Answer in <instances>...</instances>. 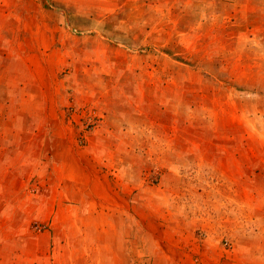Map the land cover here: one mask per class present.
Returning <instances> with one entry per match:
<instances>
[{
  "label": "rangeland",
  "instance_id": "374dc122",
  "mask_svg": "<svg viewBox=\"0 0 264 264\" xmlns=\"http://www.w3.org/2000/svg\"><path fill=\"white\" fill-rule=\"evenodd\" d=\"M256 230L264 0H0V248L222 264Z\"/></svg>",
  "mask_w": 264,
  "mask_h": 264
},
{
  "label": "crops",
  "instance_id": "0c3cea01",
  "mask_svg": "<svg viewBox=\"0 0 264 264\" xmlns=\"http://www.w3.org/2000/svg\"><path fill=\"white\" fill-rule=\"evenodd\" d=\"M65 233V232H64ZM57 233L54 232L48 233V236H46V239L48 241L49 247H47V244L41 243L39 244L38 237L36 239V246L35 248L31 247V254L29 256L25 255L18 250L19 245L18 244H6L3 247L10 246L12 248L13 252L18 251V256H12L8 257L6 255V251H4L1 247L0 248V264H78L77 261L72 260L70 255L67 256L68 253L72 250L74 247V244L70 241L64 242V238L58 239L59 236H56ZM243 235L240 237L241 240L244 242H241L239 244V254L232 255L230 252L235 251L229 250L226 252L227 255H223L222 261H219V263L222 264H264V232L262 231H254L251 233L244 234V239H242ZM239 239V240H240ZM251 241V242H249ZM111 249H113L111 247ZM46 252V253H45ZM48 252V253H47ZM45 253V254H44ZM16 254V255H17ZM23 256H26L25 258ZM46 256V258H44ZM86 256V252H85ZM68 259H71L70 261ZM232 260V261H231ZM93 264L94 262L91 261Z\"/></svg>",
  "mask_w": 264,
  "mask_h": 264
}]
</instances>
